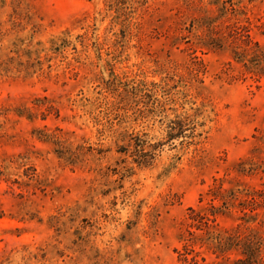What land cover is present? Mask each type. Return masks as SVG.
Returning a JSON list of instances; mask_svg holds the SVG:
<instances>
[{
    "label": "rangeland",
    "instance_id": "1",
    "mask_svg": "<svg viewBox=\"0 0 264 264\" xmlns=\"http://www.w3.org/2000/svg\"><path fill=\"white\" fill-rule=\"evenodd\" d=\"M0 264H264V0H0Z\"/></svg>",
    "mask_w": 264,
    "mask_h": 264
}]
</instances>
